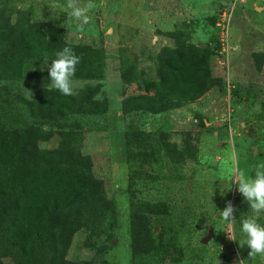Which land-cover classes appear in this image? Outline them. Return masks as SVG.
<instances>
[{
  "label": "trees",
  "instance_id": "obj_1",
  "mask_svg": "<svg viewBox=\"0 0 264 264\" xmlns=\"http://www.w3.org/2000/svg\"><path fill=\"white\" fill-rule=\"evenodd\" d=\"M223 4L227 6V0ZM162 35L173 44L155 55V80L137 82L140 93L120 103L122 115L129 118L122 138L128 166L131 264L145 257L161 260L168 256L186 224L183 217L170 215L166 203L137 201V185L155 182L153 169L164 160L175 165L195 161L198 147L190 132L182 133L178 146L164 132L152 139L130 119L180 109L214 85L210 47L192 44L179 31ZM64 47L80 57L72 80L96 83L70 96L39 89L31 99L12 87L0 86V264H91L68 259L75 236L85 234L79 250L102 253L104 242L116 233L114 200L84 150L88 133L98 130L91 120L104 117L109 108L108 100L99 98L105 75L103 44H70L63 26L35 21L31 7L0 0V81L34 79L41 59L46 58L50 66ZM251 59L255 71L261 72L264 53H252ZM138 62L139 57L121 55L123 85L134 83ZM261 110L264 122V100ZM195 116L204 127L203 117ZM53 140L54 148L42 147Z\"/></svg>",
  "mask_w": 264,
  "mask_h": 264
},
{
  "label": "rangeland",
  "instance_id": "obj_2",
  "mask_svg": "<svg viewBox=\"0 0 264 264\" xmlns=\"http://www.w3.org/2000/svg\"><path fill=\"white\" fill-rule=\"evenodd\" d=\"M23 8H32V19L42 18L65 28L70 44H103L105 75L101 81L99 98L108 100V113L91 120L97 131L88 133L85 152L94 162L95 173L107 184L108 197L113 198L117 229L113 237L104 242L102 253L79 250L85 238L79 232L68 253L70 260H86L91 264H131L128 215V166L125 161V146L122 138L129 118L121 113L123 98L139 94L136 83L155 80V55L173 42L162 33L179 31L187 34L188 40L198 47H210V66L214 85L196 102L167 113L137 114L130 120L140 130L157 139L166 133L171 142L181 145L182 133L190 132L196 137L198 152L196 160L184 165H175L164 160L153 169L157 180L141 182L137 201L158 204L166 203L172 216L186 220L176 246L168 256L159 260L154 257L139 259L138 264H238L248 260L247 246L239 248L240 220L251 215L249 205L237 191L234 183L237 170L254 175V168L264 163V122L261 120V102L264 100V64L257 73L251 59L252 53H264V0H248L234 13L230 42L232 52L228 70L220 64L216 54L215 22L226 6L223 0H94L96 7L88 13L91 23L83 33L75 29V21L69 22L62 7L64 0H12ZM13 32H16L11 27ZM139 62L134 68V83L125 86L120 80L121 55ZM46 58L36 67L34 79L0 81L31 99L39 89L50 84ZM43 69V70H41ZM74 92L96 81L72 80ZM228 84L231 86L229 91ZM31 93V95L28 92ZM236 92L237 95L233 93ZM203 117L204 127L196 119ZM56 141L43 144L54 148ZM159 176V178H158ZM231 202L236 209L233 228L219 219L215 209L222 211ZM215 207V208H214ZM158 228L157 220H153ZM258 222L264 226V214ZM213 234L206 243L203 239L209 230ZM236 236V242L228 238ZM6 264H8L6 262ZM246 264H264L257 256Z\"/></svg>",
  "mask_w": 264,
  "mask_h": 264
},
{
  "label": "clouds",
  "instance_id": "obj_3",
  "mask_svg": "<svg viewBox=\"0 0 264 264\" xmlns=\"http://www.w3.org/2000/svg\"><path fill=\"white\" fill-rule=\"evenodd\" d=\"M59 6L64 9L69 22H76L75 29L80 33H83L86 26L91 23V17L88 13L96 7L94 0H64V3ZM38 15L41 22H47L42 18V9L39 10ZM55 57L50 66H47L48 61L44 60L50 80V84L47 85L46 89L57 90L66 96L73 95L72 78L75 75L76 66L80 62V57L70 47H64L56 52ZM28 93L31 95L30 92ZM234 183L237 185V191L249 205L252 214L240 220L239 232L241 238L239 242H236L234 232L228 239L235 241L239 248L247 246L249 249L248 260L257 256L264 258V226L258 222L259 217L264 214V163L255 166L254 175H248L237 170V178ZM235 211L236 209L231 202H228L222 211L215 209L219 219L233 229L237 223L234 218ZM247 261L240 259L238 264H246ZM218 264H220L219 261Z\"/></svg>",
  "mask_w": 264,
  "mask_h": 264
},
{
  "label": "built area",
  "instance_id": "obj_4",
  "mask_svg": "<svg viewBox=\"0 0 264 264\" xmlns=\"http://www.w3.org/2000/svg\"><path fill=\"white\" fill-rule=\"evenodd\" d=\"M260 1V0H252ZM248 0H227L228 5L224 7L215 22V44L216 54L220 57V64L224 70H228L230 55L232 52L230 42V29L234 13L238 8H242L247 4ZM228 84V91L230 89Z\"/></svg>",
  "mask_w": 264,
  "mask_h": 264
},
{
  "label": "water",
  "instance_id": "obj_5",
  "mask_svg": "<svg viewBox=\"0 0 264 264\" xmlns=\"http://www.w3.org/2000/svg\"><path fill=\"white\" fill-rule=\"evenodd\" d=\"M212 234H213V231H212V229H210L209 233H208V236L205 239H203L202 243L203 244L206 243L207 240L211 238Z\"/></svg>",
  "mask_w": 264,
  "mask_h": 264
},
{
  "label": "crops",
  "instance_id": "obj_6",
  "mask_svg": "<svg viewBox=\"0 0 264 264\" xmlns=\"http://www.w3.org/2000/svg\"><path fill=\"white\" fill-rule=\"evenodd\" d=\"M214 37H215V33H214Z\"/></svg>",
  "mask_w": 264,
  "mask_h": 264
}]
</instances>
